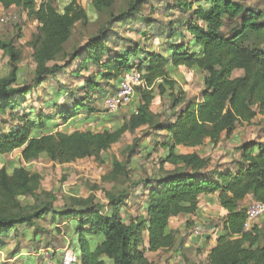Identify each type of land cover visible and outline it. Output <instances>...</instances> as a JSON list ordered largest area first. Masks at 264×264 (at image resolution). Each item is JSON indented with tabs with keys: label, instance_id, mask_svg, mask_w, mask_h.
Instances as JSON below:
<instances>
[{
	"label": "trees",
	"instance_id": "trees-1",
	"mask_svg": "<svg viewBox=\"0 0 264 264\" xmlns=\"http://www.w3.org/2000/svg\"><path fill=\"white\" fill-rule=\"evenodd\" d=\"M149 3L151 0H90L94 17L104 20L96 33L76 44V26L86 27L92 21L77 0H71L62 11L53 0H0L4 10L20 8L40 24L30 41L35 63L30 79L20 72L23 53L15 39L0 37V49L11 63L10 72L0 77V156L20 149L21 160L27 164L42 154L60 164L85 158L102 162L103 154L127 132L143 127L159 137L165 132L157 140L165 150L158 175L133 183V187L147 190L146 215L130 216L128 221L123 216L130 196L125 189L106 190V204L89 195L71 197L59 207L57 194L43 187L39 172L24 165L14 166L10 172L3 165L0 250L20 236L32 237L34 242L44 237L51 245L57 233L69 237V252L62 253L60 264H156L146 256L145 233L149 251L175 248L179 234L169 230L170 220L198 214L201 197L218 194L226 215L206 264H264V219L244 230L248 208L244 202L252 198L264 203V142H243L237 148L239 158L224 164L179 149L217 146L239 124L264 116V9L235 0H175L166 4L167 9L187 16L181 18L179 28L169 23L165 40L157 45L160 50L139 42L123 50L110 46L112 25L136 21ZM139 20L149 27L157 22L145 16ZM17 32L22 37L21 28ZM181 32L191 39L176 40ZM133 67L142 73L145 85L136 88L139 104L121 124L102 132L58 131L60 124L78 119L85 111L94 115L89 103L114 91ZM181 67L203 73L199 101L181 98L183 91L171 74ZM237 70L242 74L235 77ZM65 73L82 80L75 90L59 79ZM40 89L46 93L42 107L26 106L31 96L40 98ZM157 94L171 98L174 120L163 119L152 110ZM6 116L16 121L9 128ZM136 146L129 147L131 153ZM167 164L173 168H166ZM103 179L113 185L130 181L128 161L115 158ZM18 249V245L13 249L12 258L21 253Z\"/></svg>",
	"mask_w": 264,
	"mask_h": 264
},
{
	"label": "rangeland",
	"instance_id": "rangeland-1",
	"mask_svg": "<svg viewBox=\"0 0 264 264\" xmlns=\"http://www.w3.org/2000/svg\"><path fill=\"white\" fill-rule=\"evenodd\" d=\"M62 1L53 0L54 5L58 8H63L65 2ZM235 1L243 2L257 9H264V0ZM80 2L84 1L80 0ZM174 2L175 0H151V3L143 7L139 18L141 16L155 18L157 22L154 23L155 26L153 27L147 26L139 18L136 21H127L126 24H113L111 27L113 33L110 34V46L123 50L128 44L139 42L144 47H155L156 50H160L157 45L165 40L163 34L168 32L166 27L169 23H172L175 28H179L181 27L179 26L181 18L187 16L178 10L167 9L166 4ZM92 14H95L94 11ZM4 16H10V18L3 21L1 18ZM91 20V23L86 27L81 24L76 26L73 43H81L86 37L96 33L104 18L102 16L98 18L91 16ZM39 26L40 24L35 19L30 18L26 11L17 7L5 11L0 5V37L5 40L15 39L17 48L23 53L19 68L25 79H30L31 73L35 69V63L32 58L33 49L30 46V41L38 33ZM17 27L21 28L22 37H18ZM179 39H182V42H187L191 39V35L181 32L176 37V40ZM10 70L11 63L9 58L0 49V77L7 75ZM83 74L87 75L88 72L85 71ZM171 74L178 81L180 89L183 91L181 98L185 96L186 100L194 99L196 101L202 98L203 73L196 69L182 67L173 70ZM241 74L242 71L237 70L234 76ZM59 79L69 90H75L82 81L78 78H71L69 73L60 75ZM53 83V81L50 82V84ZM114 89L115 87L110 88V90ZM37 93L41 99L35 94L25 103L26 106L32 105L37 110L42 107V99L45 98L46 93L41 89ZM104 97L105 95L100 96L96 101L89 103L95 109L94 115L91 116L85 111L81 114L79 121L74 119L67 127L60 124L58 129L70 132L79 129H91L96 132H102L106 129L113 130L132 113L133 108L137 107V102H139L138 96L135 95L128 106L121 108L117 113H108L103 106ZM171 101L168 94H157L151 108L155 113L161 114L163 119L167 117L174 120L173 112L170 108ZM6 117L10 121L8 128L16 123L15 120H11L8 116ZM58 122L61 123L60 121ZM164 134L165 132H160L161 136L159 137L156 133L150 132L147 127L140 128L135 133L127 132L118 143L114 144L110 150L103 154L102 162L94 158H85L72 163L60 164L51 161L48 156L44 155L27 164L21 160V150L19 149L10 154L0 156V169L3 165H7L9 171L12 172L14 166L24 165L32 171L39 172L43 178V187L57 194V206L59 207L67 204L71 197L86 198L89 195H94L96 201L106 204V190L119 192L125 189L130 194L126 199L127 207L123 209V215L128 220V216L138 217L141 214L142 216L146 215L147 190L137 189V187H133V183L149 176L158 175L161 158L165 154V150L158 144L157 140H161ZM248 140L264 142V116L259 115L250 123L239 124L234 133L230 137L224 138L217 146L207 144L196 148L181 147L180 150L182 153L198 152L202 156L211 157L213 164H224L239 158L240 152H237V148ZM133 144H136L137 148L134 153H131L129 147ZM115 158L121 161H128L129 163L130 181L122 185H113V183L103 179L112 170ZM166 168L171 169L173 166L167 164ZM215 200L217 202V199ZM201 202L202 210L196 215H190L189 219L183 221L184 224L187 223L189 226L186 228V233L183 234L179 250L173 253L149 255V258L154 260L156 264H206V252L199 247L198 243L201 244L203 239L206 240L203 244L207 245V242L214 236L215 232L218 231L217 234L219 232L222 233L223 213L219 204L215 205L213 200L209 202L201 200ZM253 202L252 198H248L244 205L249 207ZM263 219L264 217L256 221L255 224H261ZM72 223L76 224L74 221ZM195 225L203 227L202 237L193 235L192 229ZM51 243V248L58 250L55 253L63 252L65 247L69 246L68 238L66 239L57 233H55ZM17 245L19 247L17 252L26 250L30 254L37 256L38 259L34 264H42L44 259H48V264L57 263V260L54 261L51 254L48 253V245L45 240L35 243L30 238L20 236L19 239L10 241L6 247L0 250V264H23L20 258H11V253ZM178 251L179 253H177ZM61 254L59 258L62 257ZM59 261L61 262V260Z\"/></svg>",
	"mask_w": 264,
	"mask_h": 264
},
{
	"label": "crops",
	"instance_id": "crops-1",
	"mask_svg": "<svg viewBox=\"0 0 264 264\" xmlns=\"http://www.w3.org/2000/svg\"><path fill=\"white\" fill-rule=\"evenodd\" d=\"M71 0H63L62 2H65V4H64V6H63V8H58L57 6V8L59 9V10H63L64 9V7L70 2ZM84 2H80V0H77V2L82 6V7H84L88 12H89V14L91 15V16H94L93 14H92V12H93V9H92V7H91V5H90V0H83ZM59 5V4H58ZM3 8V7H2ZM11 8H13V7H11ZM10 8V9H11ZM90 9H92L91 11H90ZM3 10H4V8H3ZM5 11H7V10H5ZM182 68V67H181ZM135 96V95H134ZM138 104H139V102H137ZM137 104V105H138ZM136 106L133 108V110H132V113L136 110ZM262 116V115H261ZM89 117V116H88ZM79 119H80V117L77 119V121H79ZM89 121H91V120H89ZM72 121H70L69 123H71ZM68 123V124H69ZM68 124H63L65 127H67L68 126ZM79 130H84V129H79ZM85 130H87V129H85ZM58 131H63V132H67V133H69V134H71V133H73V132H75V131H73V132H70V131H66V130H59L58 129ZM181 147H184V146H180L179 147V149H181ZM181 151V150H180ZM44 155H46V154H42L41 156H44ZM47 156V155H46ZM215 199H217V202H216V200ZM248 199V198H247ZM201 200H205L206 202H209V201H212L213 200V202H214V204L216 205L217 203L219 204V199H218V194H214V195H204V196H202L201 197V199H200V204H199V206H200V209H199V212H200V210H202V202H201ZM129 205V204H128ZM219 206H220V204H219ZM125 207H127V204L124 206V208ZM220 208H221V211H222V213H223V219H224V217H225V215H226V212H225V210L220 206ZM124 211V210H123ZM198 212V213H199ZM142 215V214H141ZM124 216V215H123ZM129 217L130 216H128V220H129ZM189 217H190V215H184V214H182V215H179V216H177V217H173L171 220H170V224H169V230L171 231V230H174V231H177L178 232V234H179V237H178V239H179V242H178V244H177V246L175 247V248H173V249H171V250H160V251H157V252H151V251H149L148 250V247H149V238H148V233L146 232L145 233V245H144V249L146 250L145 251V253H146V256L149 258V255H159L160 253H173L174 251H176V250H179V247H180V245H181V240H182V237H183V234L184 233H186V228L189 226L187 223H185L184 224V220H187V219H189ZM125 218V217H124ZM127 220V221H128ZM223 222V221H222ZM218 232V231H217ZM217 232H215V234H214V236L211 238V239H209V241L207 242V245H205V244H203V242L204 241H206V240H203L202 239V241H201V244H199L198 243V245H199V247L202 249V250H205V256H206V258L208 259V255H209V253H210V250L212 249V247L216 244V240H217V238H218V236L220 235V232H219V234H217ZM54 237V236H53ZM66 239H67V237L66 236H64ZM29 239V238H28ZM31 240H32V237L30 238ZM44 240V237L42 238V240H40L39 242H41V241H43ZM68 241H69V237H68ZM39 242H35V243H39ZM48 253L49 254H51V257H52V259L54 260V261H56L57 263L56 264H60V263H58V262H60L59 260H61L62 261V257H60L59 258V255L61 254V253H63V252H69V247H68V245L65 247V249L63 250V252H57L56 254V257L55 258H53V256H52V254L53 253H55L56 251H58V250H53L52 248H51V245H48ZM50 251V252H49ZM199 251V250H198ZM177 253H179V251L177 252ZM39 255H41V254H39ZM61 256H62V254H61ZM12 258V257H11ZM18 258H20V260H22L23 261V264H34L36 261H37V256L36 255H34V254H30L29 252H27L26 250H21V253H19L17 256H15V257H13V259H18ZM150 259V258H149ZM207 259H206V262H207ZM151 260V259H150ZM151 261H154V260H151ZM77 262H78V260H77ZM155 262V261H154ZM49 262H48V259H44L43 261H42V264H48Z\"/></svg>",
	"mask_w": 264,
	"mask_h": 264
},
{
	"label": "built area",
	"instance_id": "built-area-1",
	"mask_svg": "<svg viewBox=\"0 0 264 264\" xmlns=\"http://www.w3.org/2000/svg\"><path fill=\"white\" fill-rule=\"evenodd\" d=\"M9 18L10 16H4L1 20L5 21ZM144 85L142 73L136 67H133L123 75L117 88L114 91L108 92L104 97L103 106L105 110L108 113H117L121 108L128 106L135 95L136 88ZM246 215L244 230L248 231L256 221L264 217V203L253 202L247 208ZM192 233L195 237H202L203 227L201 225H195Z\"/></svg>",
	"mask_w": 264,
	"mask_h": 264
}]
</instances>
